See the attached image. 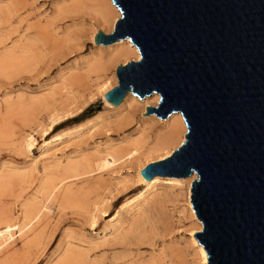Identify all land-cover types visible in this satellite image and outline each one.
Wrapping results in <instances>:
<instances>
[{
  "label": "water",
  "instance_id": "1",
  "mask_svg": "<svg viewBox=\"0 0 264 264\" xmlns=\"http://www.w3.org/2000/svg\"><path fill=\"white\" fill-rule=\"evenodd\" d=\"M120 16L95 44L129 39L138 60L117 65L105 94L159 95L142 114L179 112L184 140L141 169L184 178L207 264H264V0H111Z\"/></svg>",
  "mask_w": 264,
  "mask_h": 264
},
{
  "label": "rangeland",
  "instance_id": "2",
  "mask_svg": "<svg viewBox=\"0 0 264 264\" xmlns=\"http://www.w3.org/2000/svg\"><path fill=\"white\" fill-rule=\"evenodd\" d=\"M59 2L0 0V59L10 54L18 56L20 39H27L33 45L30 69H0V175L12 172L10 168H24L13 178L9 188H0L2 220L17 217L20 201L38 189L43 177L42 166L48 173H54V161L58 158L42 159L37 163L38 169L30 165V160L39 156L44 140L95 125L91 135L73 137L66 144L55 145L60 159H64L96 155L103 146L126 144L131 138L153 135L160 128L152 119L157 117L155 114H142L146 112L141 111L145 97L139 98L142 101L139 106L121 114L105 106L98 85L105 78L117 79L115 69L124 63L119 61L110 66L105 76L91 72L85 63L97 58L101 49H107L96 47L91 40L97 27L96 19L91 12L83 10L73 19L56 20ZM62 79L69 82L67 90L56 89L39 105L29 100L30 96H38L55 83L60 84ZM21 98L26 99L24 104L19 102ZM74 105H81L83 109L78 116L61 121L45 134L51 115L55 112L62 116ZM28 132L35 135L37 141L27 152L20 140ZM135 169L136 164L124 162L113 168L114 171L94 170L87 175V180L84 177L75 181L73 189H86L77 197L85 203L76 200L59 207L60 200L56 201L50 214L44 217L45 223L37 228L41 232L36 244L27 250L23 248L21 237L14 238L8 251H18L17 258L10 263L4 258L8 252L2 253L0 264H57L67 248L82 253L87 264H123L152 259L156 260L155 264H200L199 255L190 243L194 219L182 195L174 202H155L156 196L149 201L144 215L140 216L143 218L142 234L127 232L124 238H112L105 230L107 233L103 236L109 220L144 188L137 185ZM125 185L137 187L127 192ZM164 189L159 188L162 192L169 190ZM96 203H101L99 208L107 210V215L98 214L96 224L91 226L89 214ZM12 227V232L16 233L17 226ZM161 251L165 257L159 260Z\"/></svg>",
  "mask_w": 264,
  "mask_h": 264
},
{
  "label": "bare ground",
  "instance_id": "3",
  "mask_svg": "<svg viewBox=\"0 0 264 264\" xmlns=\"http://www.w3.org/2000/svg\"><path fill=\"white\" fill-rule=\"evenodd\" d=\"M83 10L91 12L96 19L95 24L98 28L96 27L91 35L92 41L97 29H101L104 33L111 31L116 19L120 16L118 8L111 0H60L57 10L55 11V17L56 20L60 21L71 17L73 19L74 16L78 17ZM20 41V54H18V56L10 54L1 58L0 69L12 67L26 70L33 66L31 61L33 45L29 44L27 39H20ZM95 45L96 47L107 48L105 50L98 48L101 49L99 56L92 61L85 63L91 72H95L97 74L104 75L105 72H108L110 66H113L119 61H123L125 64L128 59L138 60L140 57L137 48L129 41V39H119L108 45ZM71 52H74L73 49ZM28 53L30 54L28 55ZM103 54H105V56H103ZM110 79L105 78L98 85L99 93H101L103 102L108 109L113 111L115 114H121L124 110H130L133 107L139 106L138 104L142 101L130 91L125 94L123 100L118 105H112L109 103L105 99L104 94L110 89V87H113V85H116L117 83V79H114V81H111ZM68 84L69 82L64 79L60 82V84L55 83L50 86L47 91L39 93L38 96H30L29 100H32V102L36 105L42 104L46 102L48 97H50L56 89L67 90ZM25 100L26 99L21 98L19 102L24 104ZM144 100L145 102L141 107L142 110L140 109L141 111L146 110V106L150 104L157 105L159 95L157 93H153L150 96H145ZM81 109V105H74L62 116H58V114L54 112L50 117L51 121L47 124V129L44 130L45 134H48L49 130L61 121L71 120L77 117L79 112H81ZM132 118L133 116L131 115V119ZM152 119H155V121L159 123L158 125H160V128L157 129L153 135L146 134L131 138L126 141V144L123 143L103 146V149L98 151V154L96 155L93 154L89 156L73 158L67 157L60 159L61 157L58 155L59 150L58 148H55V145L66 144L73 139V137L76 139L77 137L84 136L86 134L91 135L95 125L90 126L86 130L79 128L75 132L69 133L65 136L55 135L52 139L44 140L39 156L33 157L30 160V165L38 169V162L42 159L54 157L58 158L54 161L53 165L56 169L54 173H48V171L45 170L46 167L42 166L43 177L39 187L30 197L20 201L19 214L17 217L7 220H2L0 218V255L8 252L4 257L5 260L10 263L14 262L19 252L15 250L8 251V248L16 237H21L24 240V249L26 248L29 250L33 245H35L41 232L37 231V228L45 223L44 219L50 214L56 201L58 202L60 200L58 202V206L61 207L65 203L76 201L77 197L81 196L79 194H84L86 191L85 188H80L78 190L73 189L75 181L84 177L87 180V178H89L87 175L94 173V170H98L97 172H109V170L112 171L113 168H116L126 162L132 164L134 163V165L136 164V182L137 185H142L144 188L136 196L128 200L126 204L123 205L122 210L118 211L109 220L107 228L103 230V236H106L107 232L105 230L109 231L107 236L112 238H124L127 232L139 235L140 233L142 234L143 231L141 224L143 218L140 216L144 215L147 207L146 205L149 201L153 200L156 196L157 198L154 200L155 202L159 200L174 202L178 199L179 195H182L185 197L187 208L191 217H193L195 224L190 232V243L199 255L200 264H207L206 251L194 237V233L202 228V224L199 219L196 218L190 202V187L196 175L192 174L184 178L155 175L148 181L140 174L141 169H143L146 164L169 156L171 152L184 140L186 132L184 120L179 112L171 113L164 119L158 117H152ZM130 122L131 121H129L126 125ZM34 136L35 135L28 132L21 138L20 141L24 146L25 151L28 152L33 149L37 141ZM10 169L12 172L0 175V188H9L12 184L13 178L20 175L24 168L17 167ZM100 175L101 174L99 173V176ZM137 185L134 187L125 185L126 187L124 189L128 192L136 188ZM163 187L169 190L165 192L163 191V193L159 190V188L163 189ZM173 195H176L177 197H171ZM77 202H80L81 204L85 203L83 199L77 200ZM100 204L101 203L94 204L92 210L90 211L89 219L92 224L91 226L96 224L98 214L107 215V210L102 211L99 206ZM2 223L4 226H2ZM13 225L17 226L16 233L12 232ZM126 229L127 231L124 232ZM77 251L72 248H67L57 264H87V260L84 261L85 257L83 254ZM163 252L164 251H161L159 260L163 259V256L165 255H163ZM155 262L156 260L152 259L148 262H124L123 264H155Z\"/></svg>",
  "mask_w": 264,
  "mask_h": 264
}]
</instances>
